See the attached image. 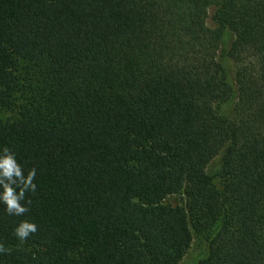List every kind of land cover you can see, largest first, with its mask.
<instances>
[{
    "label": "trees",
    "instance_id": "16d2710c",
    "mask_svg": "<svg viewBox=\"0 0 264 264\" xmlns=\"http://www.w3.org/2000/svg\"><path fill=\"white\" fill-rule=\"evenodd\" d=\"M4 146L37 188L0 264H264V0H0Z\"/></svg>",
    "mask_w": 264,
    "mask_h": 264
},
{
    "label": "clouds",
    "instance_id": "9594fccd",
    "mask_svg": "<svg viewBox=\"0 0 264 264\" xmlns=\"http://www.w3.org/2000/svg\"><path fill=\"white\" fill-rule=\"evenodd\" d=\"M36 168L27 171L20 165L16 154L8 147H0V204L8 215L23 216L29 211L31 200H26V193H35L37 185ZM37 232L33 222L21 221L14 229V235L20 242L26 241ZM7 249L0 243V255L8 254Z\"/></svg>",
    "mask_w": 264,
    "mask_h": 264
},
{
    "label": "rangeland",
    "instance_id": "374dc122",
    "mask_svg": "<svg viewBox=\"0 0 264 264\" xmlns=\"http://www.w3.org/2000/svg\"><path fill=\"white\" fill-rule=\"evenodd\" d=\"M215 11V6H210L209 8V16L207 18V23L210 26H214V22L212 19V15ZM233 35L229 30H225L223 35V40L221 42L219 51H218V59L223 64L228 82L233 86L235 89V74H236V65L227 55L226 51L230 46V43L232 41ZM236 91V90H234ZM235 93L232 96L231 99H229L227 102L221 104L219 106V111L226 115L227 117H231L233 115V105L235 102ZM219 157L214 158L208 165V172L210 174H214L219 166ZM179 197L178 196H169L166 198L165 202L170 204H177L179 203ZM208 249V242L204 237L194 236L191 246L188 250V252L185 254L183 259L181 260L180 264H198V261L203 258L207 254Z\"/></svg>",
    "mask_w": 264,
    "mask_h": 264
}]
</instances>
